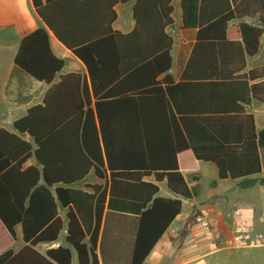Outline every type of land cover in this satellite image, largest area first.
Returning <instances> with one entry per match:
<instances>
[{
	"label": "trees",
	"instance_id": "1",
	"mask_svg": "<svg viewBox=\"0 0 264 264\" xmlns=\"http://www.w3.org/2000/svg\"><path fill=\"white\" fill-rule=\"evenodd\" d=\"M31 1L48 28L24 35L13 62L48 88L40 103L14 121L16 132L0 127V221L14 240L20 225L25 243L0 252V264H71L73 251L78 264H100L105 210L137 215L128 262L142 264L181 212V198L197 195L184 172L197 170L201 160L214 163L221 179H240L243 188L264 184V176L257 177L264 166V127L257 129L254 116L240 106L192 100L204 87L217 97L242 79L264 104V65L233 75L245 65V53H257L261 27L239 24L240 64L235 55L215 56L214 64L233 69L215 75L192 73L206 45L199 30L183 80L174 82L173 39L166 30L173 21L172 0H135L128 33L112 27L116 4L128 0ZM180 2L183 26L198 25V0ZM233 12L257 15L264 24V9ZM230 15L209 27L218 33V23ZM49 31L85 65L86 74L62 73L65 60L52 50ZM226 35L236 49L232 32ZM91 174L94 181L87 180ZM162 181L174 198L159 194ZM59 208L66 209L65 244L42 254L35 246L55 242L64 228ZM100 249L106 258L102 240Z\"/></svg>",
	"mask_w": 264,
	"mask_h": 264
},
{
	"label": "crops",
	"instance_id": "2",
	"mask_svg": "<svg viewBox=\"0 0 264 264\" xmlns=\"http://www.w3.org/2000/svg\"><path fill=\"white\" fill-rule=\"evenodd\" d=\"M134 2L135 0H128L116 4L117 17L112 24L113 29L122 33H128L133 29L135 24L133 15ZM172 5L173 21L167 26L166 30L173 39L170 52L172 62L169 73L174 82L183 80V74L193 53L199 30L203 31L200 41L203 42V45H206L198 50L196 54L198 57L194 64V70H192L193 74L215 75L232 72L233 69L229 64H214V57H218L220 54L223 56L235 55V65L238 66L240 64L241 53L238 51V44L236 43L240 42L241 46L243 44L242 39L237 35L238 26L241 23L259 26L263 32L257 53L255 55L245 53V65L241 70H235L233 75H243L254 66L264 65V24L260 23L257 15H239L233 12L236 10L253 11L254 9H264V0H198V7L203 9L200 23L196 26L188 27H184L182 23L180 0H172ZM214 11H217L216 16H213ZM225 14L231 15L229 18L221 20V23H218L220 31L215 33L209 26H213L216 19H222ZM41 26L48 28L35 11L31 0H0V127L10 131L16 132L13 126L14 121L25 115L30 106L40 103L48 88V85L43 81L31 77L13 62L21 38ZM228 32H232L236 49H232L226 41V39H229L227 38L229 35H226ZM49 36L52 50L65 60L62 73L78 72L82 75L86 74L85 65L51 31H49ZM215 36H218L217 40H215ZM215 41L220 43L219 46L213 45ZM204 77L208 78L203 79H211L209 76ZM251 83L253 81H249V85ZM225 86L222 89L223 94L217 97L211 94V89L204 87V91H202L204 93L201 96H195L192 100L195 104L200 103L202 106L215 102L227 106H240L245 112L254 116L257 129L264 127V104L253 99V96L244 86L243 80L234 79L232 87ZM201 162L209 161H199L196 172H200ZM212 164L216 179L214 178L212 181L214 183L212 184V189L208 192V197H217L228 193L234 188H243L239 185L240 179L219 178L217 167L214 163ZM191 172L186 171L184 175L188 184L196 188L197 195L190 199L181 198V212L174 218L142 264H208L206 257L210 254L225 248H236L232 244H225L224 240L232 238L231 223L226 214L222 213L217 207L209 208L211 209L209 220L214 228V235L219 240L217 242L218 248H210L209 237H207L201 225L196 222V218L199 215L192 210L193 203L205 199L199 197L198 179L195 181L189 180L187 175ZM195 174L198 176V173ZM148 180H152V178ZM221 183L223 184L222 187H218ZM157 184L161 196L175 197L167 188L165 181ZM65 213V208H59V214L64 220V228L58 240L51 243L37 244L35 246L37 251L44 254L49 248L65 244ZM136 221L137 215L135 214L129 212H108L105 210L97 245V256L100 264H129ZM105 223L106 231L103 233ZM15 229L17 239L14 240L0 221V252L8 248H13L16 251L25 244L22 240L21 226L16 225ZM18 239L21 242L16 247L15 244ZM101 240L106 258H103L101 254ZM71 264H78L74 251Z\"/></svg>",
	"mask_w": 264,
	"mask_h": 264
},
{
	"label": "rangeland",
	"instance_id": "3",
	"mask_svg": "<svg viewBox=\"0 0 264 264\" xmlns=\"http://www.w3.org/2000/svg\"><path fill=\"white\" fill-rule=\"evenodd\" d=\"M212 167L214 166L211 162H201L200 172L192 171L187 175L190 181L198 179L199 197L205 199L193 203L192 210L197 215H202L206 210H209L210 213L211 209L209 208L217 207L229 218V222L231 223L230 229L233 230L235 218L232 215V211L235 208H239L252 234L259 233L262 235V238L260 246L225 248L216 251L206 257L208 264H264V184L257 182L250 188H234L226 194L208 197V192L212 189V184L214 183L212 181L214 178L216 179V173ZM195 173H198V176ZM263 176L264 171L257 177L261 178ZM87 180L94 181L92 174L89 175ZM222 185L221 183L218 187H222ZM196 222L200 224L197 218ZM214 236L216 237V235ZM19 242H21L20 239L16 242V247L19 245Z\"/></svg>",
	"mask_w": 264,
	"mask_h": 264
},
{
	"label": "built area",
	"instance_id": "4",
	"mask_svg": "<svg viewBox=\"0 0 264 264\" xmlns=\"http://www.w3.org/2000/svg\"><path fill=\"white\" fill-rule=\"evenodd\" d=\"M209 214V210H206L202 213V215L197 217V220L200 222V225L207 237L210 238V248L217 249L218 238L214 236V228L209 220ZM232 215L235 218L232 238L224 240L225 244H232L233 247L236 248L260 246L262 235L259 233L252 234L247 221L241 214V210L239 208H235L232 211Z\"/></svg>",
	"mask_w": 264,
	"mask_h": 264
},
{
	"label": "water",
	"instance_id": "5",
	"mask_svg": "<svg viewBox=\"0 0 264 264\" xmlns=\"http://www.w3.org/2000/svg\"><path fill=\"white\" fill-rule=\"evenodd\" d=\"M14 129L16 130V128L14 127ZM17 131V130H16ZM35 159L37 160V157H36V155H35Z\"/></svg>",
	"mask_w": 264,
	"mask_h": 264
}]
</instances>
